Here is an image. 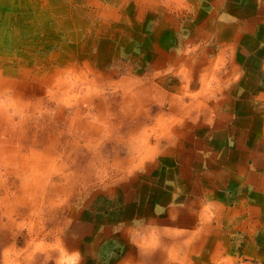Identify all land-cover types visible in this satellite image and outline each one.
<instances>
[{
	"label": "crops",
	"instance_id": "0c3cea01",
	"mask_svg": "<svg viewBox=\"0 0 264 264\" xmlns=\"http://www.w3.org/2000/svg\"><path fill=\"white\" fill-rule=\"evenodd\" d=\"M4 9L7 28L17 16L62 39L50 76L88 67L94 45L143 61L141 94L154 112L112 207L61 229L59 254L37 264H205L236 253L237 241L264 261V0H11ZM19 49L21 65L39 62ZM19 68L11 62L5 78Z\"/></svg>",
	"mask_w": 264,
	"mask_h": 264
},
{
	"label": "rangeland",
	"instance_id": "374dc122",
	"mask_svg": "<svg viewBox=\"0 0 264 264\" xmlns=\"http://www.w3.org/2000/svg\"><path fill=\"white\" fill-rule=\"evenodd\" d=\"M7 1L0 0V92L7 93L5 104L0 94V264H37L59 254L61 229L112 207L115 186L137 166L144 143L139 131H148L154 112L141 94L148 79L142 76L143 61L99 56V45L93 46L95 59L88 67L73 63L75 69L51 77L48 68L54 63L48 58L57 56L52 50L63 49L62 39L49 30L24 29L17 16L7 28L2 16ZM22 45L39 62L21 65L28 63L19 53ZM5 51L17 53L19 60L11 62L22 66L14 73L22 81L5 78L11 70ZM59 60L68 66L66 58ZM5 86H14L13 92ZM238 242L236 253L212 262L208 256L205 264H264L243 254Z\"/></svg>",
	"mask_w": 264,
	"mask_h": 264
},
{
	"label": "bare ground",
	"instance_id": "6f19581e",
	"mask_svg": "<svg viewBox=\"0 0 264 264\" xmlns=\"http://www.w3.org/2000/svg\"><path fill=\"white\" fill-rule=\"evenodd\" d=\"M50 8V7H49ZM44 9V8H43ZM119 12V11H118ZM119 14V13H118ZM136 15H137V13H136ZM125 21V20H124ZM148 38V37H147ZM97 39V38H96ZM96 43H97V41H96ZM48 49V48H47ZM120 50V49H119ZM136 53V52H135ZM168 54H170V53H168ZM180 55V54H179ZM178 55V56H179ZM169 57V56H168ZM182 57V56H181ZM115 59V58H114ZM181 59V58H180ZM182 60V59H181ZM114 61V60H113ZM172 62V61H171ZM184 63V62H183ZM132 64V63H131ZM166 66V65H165ZM172 66V65H171ZM61 68V67H60ZM172 68V67H171ZM63 69V68H62ZM114 69V68H113ZM63 73V72H62ZM190 73V72H189ZM192 73V72H191ZM49 74V73H48ZM116 74H118V73H116ZM158 74V73H157ZM163 74V73H162ZM181 74V73H180ZM179 75V74H178ZM190 75V74H189ZM155 76V75H154ZM158 76V75H157ZM203 76V75H202ZM51 77H53V76H51ZM56 78V77H55ZM123 78V77H122ZM149 78V77H148ZM162 78H165V77H162ZM185 78V77H184ZM52 79V78H51ZM169 79V78H168ZM127 80V79H126ZM152 80V79H151ZM176 80V79H175ZM89 81V80H88ZM116 81H118V80H116ZM135 81V80H134ZM159 81V80H158ZM31 82V81H30ZM40 82V81H39ZM72 82V81H71ZM206 82V81H205ZM119 83V82H118ZM137 83V82H136ZM148 83V82H147ZM149 83H150V81H149ZM65 84V83H64ZM70 84V83H69ZM176 84V83H175ZM110 85V84H109ZM126 85V84H125ZM48 86V85H47ZM70 86V85H69ZM68 86V87H69ZM115 86H116V84H115ZM150 86V85H149ZM201 86V85H200ZM107 87V86H106ZM105 87V88H106ZM118 87V86H117ZM203 87V86H202ZM66 88V87H65ZM119 88V87H118ZM175 88H176V86H175ZM178 88V87H177ZM200 88V87H199ZM67 89V88H66ZM116 89V88H115ZM163 88H161V90H162ZM174 89V88H173ZM60 90H61V88H60ZM117 90H119V89H117ZM175 90V89H174ZM52 91H53V89H52ZM116 91V90H115ZM158 91L159 90H157V92L155 93V95L158 93ZM167 91V90H166ZM190 91V90H189ZM208 91H209V89H208ZM207 91V92H208ZM211 91V90H210ZM209 91V92H210ZM61 92V91H60ZM121 92V91H120ZM192 92V91H191ZM215 92V91H214ZM154 93V92H153ZM161 93V92H160ZM170 93V92H169ZM60 94V93H59ZM119 94V93H118ZM163 94V93H162ZM161 94V95H162ZM188 94V93H187ZM196 94V93H195ZM194 94V95H195ZM201 94V93H200ZM210 94V93H209ZM139 95V94H138ZM166 95V94H165ZM168 95V94H167ZM206 95V94H205ZM20 96V95H19ZM66 96V95H65ZM193 96V95H192ZM209 96V95H208ZM117 97V96H116ZM121 97V98H120ZM158 97V96H157ZM161 97V96H160ZM163 97V96H162ZM186 97V96H185ZM197 97H199V96H197ZM200 97H202V96H200ZM204 97V96H203ZM210 97V96H209ZM21 98V97H20ZM117 98H119V99H124L125 100V98H126V95H118V97ZM129 98V97H128ZM62 99V98H61ZM94 99V98H93ZM183 99V98H182ZM191 99V98H190ZM198 99V98H197ZM197 99H196V102H197ZM201 99V98H200ZM55 100V99H54ZM64 100V99H63ZM66 100V99H65ZM71 100V99H70ZM69 100V101H70ZM127 100V99H126ZM171 100V99H170ZM177 100H178V98H177ZM193 100V99H192ZM210 100V99H209ZM14 101V100H13ZM130 101H131V99H130ZM129 101V102H130ZM183 101V100H182ZM194 101V100H193ZM200 100H198V102H199ZM58 102V101H57ZM195 102V103H196ZM206 102V101H205ZM212 102V101H211ZM63 103V102H62ZM184 103V102H183ZM189 103H191L192 104V102H189ZM200 103V102H199ZM109 104V103H108ZM172 104V103H171ZM213 104V103H212ZM48 105V104H47ZM57 105V104H56ZM176 105V104H175ZM189 105V104H188ZM187 105V106H188ZM198 105V104H197ZM111 106V105H110ZM184 106V105H183ZM186 108V107H185ZM8 109V108H7ZM6 109V110H7ZM130 109V108H129ZM184 109V108H183ZM189 109V108H188ZM186 110V109H185ZM196 110V109H195ZM22 111V110H21ZM182 111V110H181ZM111 112V111H110ZM112 113V112H111ZM110 113V114H111ZM201 113V112H200ZM199 113V114H200ZM173 115V114H172ZM180 115V114H179ZM121 116V115H120ZM197 116V115H196ZM187 117V116H186ZM106 118V117H105ZM184 118V117H183ZM188 118V117H187ZM196 118V117H195ZM108 119H110V117L108 118ZM165 119V118H164ZM169 120H171V119H169ZM182 120V119H181ZM164 121V120H163ZM168 122V121H167ZM177 122V121H176ZM198 122V121H197ZM160 123V122H159ZM166 123V122H165ZM169 123V122H168ZM213 123V122H212ZM178 125V124H177ZM167 126V125H166ZM183 127V126H182ZM168 128V127H167ZM177 128V127H176ZM166 132V131H165ZM170 133V132H169ZM5 134V133H4ZM162 135V134H161ZM164 135V134H163ZM169 135H171V134H169ZM165 136V135H164ZM166 137H167V133H166ZM174 137V136H173ZM172 137V138H173ZM3 138V137H2ZM164 138V137H163ZM161 139V138H160ZM171 139V138H170ZM162 141V140H161ZM182 141V140H181ZM163 142V141H162ZM174 145V144H173ZM182 145V144H181ZM161 146V145H160ZM162 147V146H161ZM181 148V147H180ZM164 150V149H163ZM167 150V149H166ZM186 151V150H185ZM158 155V154H157ZM147 158V157H146ZM148 159V158H147ZM174 160H175V158H174ZM203 160H204V158H203ZM238 161V160H237ZM140 166V165H139ZM249 170V169H248ZM25 171V170H24ZM194 174V173H193ZM204 179V178H203ZM38 180V179H37ZM185 187V186H184ZM42 203H43V201H42ZM193 206V205H192ZM7 213V212H6ZM25 216H27L28 217V215H25ZM31 216V215H30ZM25 219V218H24ZM36 229V228H35ZM41 243V242H40Z\"/></svg>",
	"mask_w": 264,
	"mask_h": 264
}]
</instances>
